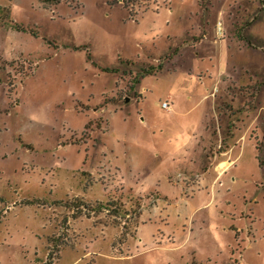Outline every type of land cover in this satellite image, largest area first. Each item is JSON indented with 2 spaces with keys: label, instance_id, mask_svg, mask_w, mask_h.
<instances>
[{
  "label": "rangeland",
  "instance_id": "1",
  "mask_svg": "<svg viewBox=\"0 0 264 264\" xmlns=\"http://www.w3.org/2000/svg\"><path fill=\"white\" fill-rule=\"evenodd\" d=\"M0 264H264V0H0Z\"/></svg>",
  "mask_w": 264,
  "mask_h": 264
},
{
  "label": "trees",
  "instance_id": "2",
  "mask_svg": "<svg viewBox=\"0 0 264 264\" xmlns=\"http://www.w3.org/2000/svg\"><path fill=\"white\" fill-rule=\"evenodd\" d=\"M105 205V204H104ZM103 205H102V203L100 204V206L99 207H102ZM112 206V205H111ZM110 206V203H107L106 205H105V207L107 208V209H109V211L110 212H113L115 215H117V214H121V211H123L122 210V208L120 207V206H116V204H115V202H114V204H113V206L111 207ZM90 207V206H89ZM98 207V208H99ZM91 208V207H90ZM93 209V208H92Z\"/></svg>",
  "mask_w": 264,
  "mask_h": 264
},
{
  "label": "built area",
  "instance_id": "3",
  "mask_svg": "<svg viewBox=\"0 0 264 264\" xmlns=\"http://www.w3.org/2000/svg\"><path fill=\"white\" fill-rule=\"evenodd\" d=\"M165 107H169V104H168V102H164V104H163Z\"/></svg>",
  "mask_w": 264,
  "mask_h": 264
},
{
  "label": "crops",
  "instance_id": "4",
  "mask_svg": "<svg viewBox=\"0 0 264 264\" xmlns=\"http://www.w3.org/2000/svg\"><path fill=\"white\" fill-rule=\"evenodd\" d=\"M219 167V166H218Z\"/></svg>",
  "mask_w": 264,
  "mask_h": 264
}]
</instances>
